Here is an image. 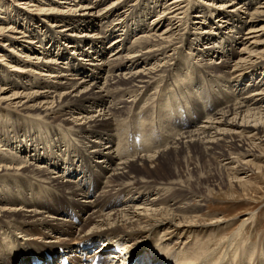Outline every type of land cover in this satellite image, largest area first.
Instances as JSON below:
<instances>
[{
  "label": "bare ground",
  "instance_id": "1",
  "mask_svg": "<svg viewBox=\"0 0 264 264\" xmlns=\"http://www.w3.org/2000/svg\"><path fill=\"white\" fill-rule=\"evenodd\" d=\"M8 1L17 10L0 9V264H90L96 253L133 264L130 250L136 264H264V234L245 238L248 222L213 247L222 223L194 215L214 189L264 175V0ZM168 86L178 112L159 135L143 129L161 151L138 156L134 140L131 159L120 121L150 112L143 99Z\"/></svg>",
  "mask_w": 264,
  "mask_h": 264
},
{
  "label": "rangeland",
  "instance_id": "2",
  "mask_svg": "<svg viewBox=\"0 0 264 264\" xmlns=\"http://www.w3.org/2000/svg\"><path fill=\"white\" fill-rule=\"evenodd\" d=\"M17 2H19V1H17ZM1 6H3V7H1ZM0 9L5 10L2 15H6L8 13V11L11 13V15H15V11L17 10V7H16V5H13L12 2H10L8 0H0ZM43 45L46 46L47 43L44 42V43H42V46ZM218 54H219L218 52L214 54L215 55L214 56L215 59L217 58ZM107 56H109V54ZM209 58H210V56H209ZM61 61H64V60H61ZM216 61L217 62H219V61L221 62V59H216ZM68 67L70 69H72V70L74 69V65H72V64L68 65ZM69 75H70V78H78V79L80 78V75H78L77 73H74V76H73V73H70ZM210 86L211 87H215V88L221 87L222 86V81L221 80L211 81L210 82ZM226 91H227L226 88H224V93L226 95H229V92L228 91L226 92ZM172 94L178 95V89H176L174 87H171V86H168L165 89H160V91L157 93V95L153 96V100H152V98H150L152 101L149 100L147 97H145L146 99L144 98L143 101H142V104H141L142 109L143 110L149 109L151 113L150 112H141V115L140 114L137 115L136 114V110L132 109L131 111H129L128 115L125 117V118H127L128 122L126 121V119L123 120V121H120L119 126L117 127V129H118V132H120L121 136L124 137L122 139V144L123 145H121L123 152H126L127 155L128 154H130V155L134 154L132 152H131L132 153L131 154L130 151H129V150H131L130 149L131 148L130 145L132 144V142L134 140H135V143H134L135 152H137L138 150H141V149L143 151V152L139 151L138 156H140L141 154L145 155L146 154L145 152H147V155H149L150 153L152 154L154 151H161V148H157V147L160 146V141L158 139H156L157 141L155 140V141H153L154 143H152L149 140H146L145 137L143 136V131L147 128V129L151 130L155 135H159L161 133V130L165 126L167 112L171 108H173L174 111L178 112V108L177 107H178L179 103H182V102H181V99H180L179 96L174 97V96H172ZM229 97L232 98L230 95H229ZM156 98H158V99H156ZM147 100H148V102H147ZM151 103H153L155 105H153ZM146 104H148L149 106L148 105L146 106ZM143 106H144V108H143ZM188 107H189V104H188ZM149 114L150 115L152 114V115L150 116ZM194 114L196 115V113H194ZM128 116H129V118H128ZM170 116L174 120L175 116H174L173 112L171 113ZM137 117H139V118L141 117V118L137 120ZM142 118H146L147 120H151V121L149 122L146 119L144 120ZM203 119H204V117H203ZM139 120L141 121V123H140ZM121 122H123V123L121 124ZM142 122H143V124H142ZM120 124L123 125L122 126L123 128L120 126ZM182 127L183 126H180V127H178V129H181ZM130 129H132V130H130ZM189 129L190 128L187 129V132H190ZM135 130H138L139 133L137 131H135ZM140 130H142V131L140 132ZM122 132H124V133H122ZM123 134L125 136H123ZM133 134L134 135L135 134L136 135L139 134V137L141 136L140 137L141 141H140V139L138 140L137 138L134 139V135ZM130 136L132 138H130ZM142 137H143V139H142ZM125 140H127V141H125ZM138 141H139V143H138ZM125 142H127V144ZM150 144L151 145L153 144V145L151 146ZM137 145H140V146H137ZM147 145H148V147H147ZM126 146H128V147H126ZM141 146L142 147L145 146V147L142 148ZM154 146H157V147H154ZM140 147H141V149H140ZM150 147L153 148V149H151ZM118 148L119 147H117V149ZM149 148H150V151H148ZM154 148H156V149H154ZM144 149H146V150H144ZM130 158L132 159V156ZM174 166L175 165H174V161H173V163L171 164L170 167L173 168ZM249 174H250V175H248L249 183H248L247 186L239 187L236 190L230 189V188L227 189L226 187L224 188L223 186H220L219 188L214 189L213 193H208V202H206L203 205L204 209L201 212H199L198 214L197 213L194 214L195 216L200 217L199 220L201 222L208 223V222H211V221L219 220L218 222L222 223L221 226H220L222 228L219 231L217 239L214 242L215 245L213 247H217L218 245L220 246V244H221V247H223L225 242L238 230L240 231V233H239V235H240L241 234L240 226H241V224L244 221L248 222L247 224H245L244 228L242 229V231L244 230L243 234L245 233L244 234L245 238H247L250 235V236L253 237V239H251L252 242L253 241L256 242L257 240H259L258 238L259 237L261 238L262 235L264 234V175H261V174H259L257 172L255 173V171L254 172L253 171L249 172ZM223 183L227 185V182H223ZM151 193L152 192L147 193L146 196L147 197H151L152 196ZM249 221H250V223H249ZM213 228L216 229L218 227H213ZM40 237H43V236H40ZM0 242L2 244L4 242L8 243V239L4 238V236L0 235ZM2 244H0V246H2ZM8 246L10 247V244H8ZM96 246L94 245V248L93 247L90 248V252L91 253L94 252ZM112 247H114V244L111 247H109L106 251L111 250L110 248H112ZM208 247H210L209 252H212L211 245H208ZM198 248L199 247H196V249H198ZM120 250L124 251L125 249H120ZM129 253L131 254V255L129 254L130 255L129 257L131 258V260L129 262H131L133 264H136L137 259L133 258L131 250L129 251ZM233 253H235V252L233 251ZM113 256H116V255H113ZM143 256H144L145 259H147V257H148L145 254H143ZM220 258L221 257H219V260H220ZM231 258H232V256H231Z\"/></svg>",
  "mask_w": 264,
  "mask_h": 264
}]
</instances>
